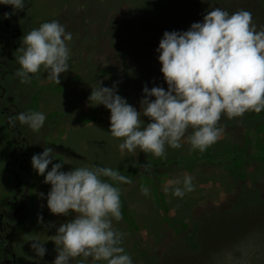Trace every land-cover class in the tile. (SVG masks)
I'll use <instances>...</instances> for the list:
<instances>
[{
	"label": "rangeland",
	"instance_id": "1",
	"mask_svg": "<svg viewBox=\"0 0 264 264\" xmlns=\"http://www.w3.org/2000/svg\"><path fill=\"white\" fill-rule=\"evenodd\" d=\"M24 2L16 12L0 5V264H52L57 253L50 236L71 219L49 213V186L31 168V157L45 147L53 150L52 163H65L63 171L97 165L129 176L131 184L119 185L122 219L113 226L123 233L132 264H264L263 117L222 116L221 138L203 153L182 142L161 159L139 150L122 154L108 134L109 112L88 101L98 82L115 83L117 94L140 111L144 86L167 89L155 52L165 31H186L213 7L229 14L247 10L259 30L264 0ZM5 13H11L7 19ZM52 20L72 33L68 71L58 85L43 71L19 83L14 73L23 35ZM29 110L46 116L39 132L9 125V117ZM185 174L194 178V191L182 199L165 194L166 182ZM141 184L149 196L141 195ZM35 238L44 242L42 258L30 248Z\"/></svg>",
	"mask_w": 264,
	"mask_h": 264
},
{
	"label": "clouds",
	"instance_id": "2",
	"mask_svg": "<svg viewBox=\"0 0 264 264\" xmlns=\"http://www.w3.org/2000/svg\"><path fill=\"white\" fill-rule=\"evenodd\" d=\"M0 5L16 12L24 9L25 2L0 0ZM10 14L5 13L3 19ZM71 39L72 33L56 20L24 34L16 51L14 75L19 83H30L33 75L43 71L47 80L58 85L69 68L67 42ZM155 52L167 89L144 86L140 111L117 94L115 83L103 87L98 82L88 97L90 105L103 106L109 112L108 134L119 141L122 154L139 150L163 159L166 148L180 149L182 142L189 145L190 152L203 153L221 138L222 116L233 119L264 111V26L257 29L251 12L241 9L229 14L213 7L188 30L165 31ZM142 117L149 122L145 124ZM45 119L42 111L29 110L9 117L8 122L13 127L18 122L37 133ZM53 154L52 148L45 147L30 159L31 168L49 186V213L71 216L50 236L57 253L52 264H70L77 257L81 264L89 258L91 264H132L122 247L123 233L113 226L122 219L119 185L131 184L129 176L117 168L97 165L63 171L65 163H52ZM143 168L149 170L148 165ZM193 179L189 174L169 179L163 191L182 199L194 191ZM140 193L149 196V188L141 184ZM42 220L37 217L38 222ZM31 241V250L42 258L44 242L39 238Z\"/></svg>",
	"mask_w": 264,
	"mask_h": 264
},
{
	"label": "trees",
	"instance_id": "3",
	"mask_svg": "<svg viewBox=\"0 0 264 264\" xmlns=\"http://www.w3.org/2000/svg\"><path fill=\"white\" fill-rule=\"evenodd\" d=\"M255 117H263L264 118V111H261L259 114L252 112L251 115H248L245 118L246 119H252V118H255ZM172 164H175V162H173Z\"/></svg>",
	"mask_w": 264,
	"mask_h": 264
}]
</instances>
